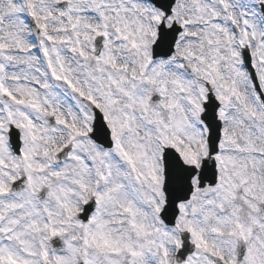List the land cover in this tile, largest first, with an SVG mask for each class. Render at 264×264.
<instances>
[{"label":"snow or ice","instance_id":"obj_1","mask_svg":"<svg viewBox=\"0 0 264 264\" xmlns=\"http://www.w3.org/2000/svg\"><path fill=\"white\" fill-rule=\"evenodd\" d=\"M0 264H264V0H0Z\"/></svg>","mask_w":264,"mask_h":264}]
</instances>
